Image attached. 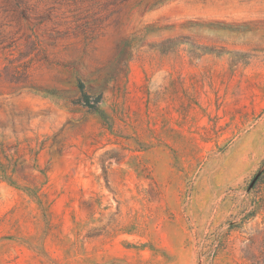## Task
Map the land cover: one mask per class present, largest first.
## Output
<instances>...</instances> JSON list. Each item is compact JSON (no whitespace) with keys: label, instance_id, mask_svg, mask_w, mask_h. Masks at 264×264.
I'll return each instance as SVG.
<instances>
[{"label":"rangeland","instance_id":"374dc122","mask_svg":"<svg viewBox=\"0 0 264 264\" xmlns=\"http://www.w3.org/2000/svg\"><path fill=\"white\" fill-rule=\"evenodd\" d=\"M264 0H0V264H264Z\"/></svg>","mask_w":264,"mask_h":264},{"label":"trees","instance_id":"16d2710c","mask_svg":"<svg viewBox=\"0 0 264 264\" xmlns=\"http://www.w3.org/2000/svg\"><path fill=\"white\" fill-rule=\"evenodd\" d=\"M263 176H264V170L259 171L257 174L253 176L247 187L248 193H252L257 188Z\"/></svg>","mask_w":264,"mask_h":264}]
</instances>
